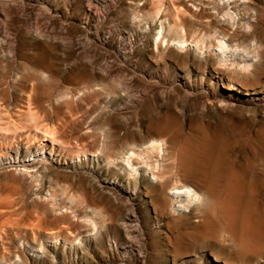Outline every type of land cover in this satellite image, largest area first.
I'll list each match as a JSON object with an SVG mask.
<instances>
[{"label": "rangeland", "instance_id": "1", "mask_svg": "<svg viewBox=\"0 0 264 264\" xmlns=\"http://www.w3.org/2000/svg\"><path fill=\"white\" fill-rule=\"evenodd\" d=\"M226 1L0 0V264H264V0Z\"/></svg>", "mask_w": 264, "mask_h": 264}, {"label": "bare ground", "instance_id": "2", "mask_svg": "<svg viewBox=\"0 0 264 264\" xmlns=\"http://www.w3.org/2000/svg\"><path fill=\"white\" fill-rule=\"evenodd\" d=\"M231 1L234 4H237L238 2H242V4L245 7H250V6H252V4L254 3L255 0H227L226 1V4H230ZM252 21H249L248 22V24L250 26V31L247 34L241 33V32H237V33H234L233 35L231 34L232 35L231 36V39L232 40L234 39V40H241V41L244 40L245 41L249 37H254L255 38V36H256V33H255L256 23H254ZM247 61H250V59L247 60ZM250 64L253 65V66L256 65L254 62H250ZM250 64H248V65H250ZM250 73H252V72H250ZM231 76H233V75H231ZM234 76H236V75H234ZM246 76H248V75H246ZM240 77H243V76L241 75ZM228 85L231 86V88H234V89H235V85L238 88L239 87H242L240 84H236V83H232V82H229ZM128 155H129L128 157L130 159V160L128 159L129 160L128 161V164L132 166V157L134 156V154L133 153H129ZM133 164H134V166H132V167H134L137 170L138 177L143 178V179H149L148 176L150 174H152V176L150 177V180H153L154 182H160V185H161L160 186V188H161L160 189V193H159V196H157V199L155 201V204H156V207L157 208H159L161 211H163L166 215H172L174 211H186L187 212V215H193L195 213V211H196L195 208H185L182 205H179V204L176 205L175 204V202H180L181 201V203H182V201L187 200L188 203H189V206L190 205L193 206L195 204V199H196L195 197H197V195H198V192L194 191L193 188H190V187H185V188H171V189H168L167 190L166 189V186H167L166 185V182L163 179L164 178L163 177V172H157V173L154 172L155 170H153L150 167L151 164L148 165V164H145V163H134V162H133ZM134 173H135V171H134ZM197 199H196V201H197Z\"/></svg>", "mask_w": 264, "mask_h": 264}]
</instances>
